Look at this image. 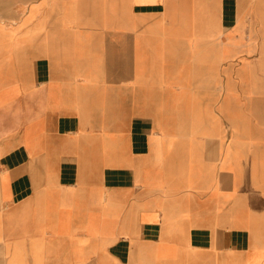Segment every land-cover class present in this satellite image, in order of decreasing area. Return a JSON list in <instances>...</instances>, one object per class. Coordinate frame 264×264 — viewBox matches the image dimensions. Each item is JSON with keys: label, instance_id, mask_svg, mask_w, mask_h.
Instances as JSON below:
<instances>
[{"label": "crops", "instance_id": "0c3cea01", "mask_svg": "<svg viewBox=\"0 0 264 264\" xmlns=\"http://www.w3.org/2000/svg\"><path fill=\"white\" fill-rule=\"evenodd\" d=\"M0 264H264V0H0Z\"/></svg>", "mask_w": 264, "mask_h": 264}]
</instances>
